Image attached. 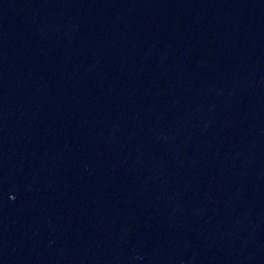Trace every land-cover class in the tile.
Wrapping results in <instances>:
<instances>
[{
    "label": "water",
    "instance_id": "water-1",
    "mask_svg": "<svg viewBox=\"0 0 264 264\" xmlns=\"http://www.w3.org/2000/svg\"><path fill=\"white\" fill-rule=\"evenodd\" d=\"M0 264H264V0H0Z\"/></svg>",
    "mask_w": 264,
    "mask_h": 264
}]
</instances>
